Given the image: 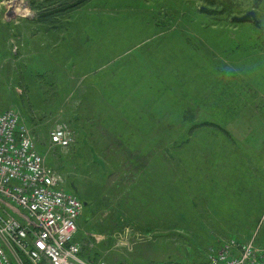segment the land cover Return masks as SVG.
<instances>
[{
  "label": "rangeland",
  "instance_id": "374dc122",
  "mask_svg": "<svg viewBox=\"0 0 264 264\" xmlns=\"http://www.w3.org/2000/svg\"><path fill=\"white\" fill-rule=\"evenodd\" d=\"M1 105L86 205L88 260L264 245V0H0Z\"/></svg>",
  "mask_w": 264,
  "mask_h": 264
},
{
  "label": "built area",
  "instance_id": "2783aa9c",
  "mask_svg": "<svg viewBox=\"0 0 264 264\" xmlns=\"http://www.w3.org/2000/svg\"><path fill=\"white\" fill-rule=\"evenodd\" d=\"M64 127L51 132L59 147L71 144ZM85 204L61 187L45 166L34 137L10 109L0 110V264H111L81 256L75 240ZM145 264H185L165 260ZM205 264H264V246L252 242L224 251Z\"/></svg>",
  "mask_w": 264,
  "mask_h": 264
},
{
  "label": "water",
  "instance_id": "95a60500",
  "mask_svg": "<svg viewBox=\"0 0 264 264\" xmlns=\"http://www.w3.org/2000/svg\"><path fill=\"white\" fill-rule=\"evenodd\" d=\"M253 1H254V6L258 7L260 0H253ZM232 20L239 21V22H248L249 20L257 21L255 10H250L248 11V13H246L243 16H236Z\"/></svg>",
  "mask_w": 264,
  "mask_h": 264
},
{
  "label": "crops",
  "instance_id": "0c3cea01",
  "mask_svg": "<svg viewBox=\"0 0 264 264\" xmlns=\"http://www.w3.org/2000/svg\"><path fill=\"white\" fill-rule=\"evenodd\" d=\"M0 108H1V109H7V107H5V106H3V105H1ZM80 217H81V216H80ZM80 217H79V219H80ZM78 222H79V220H78ZM78 222H77V225H78ZM76 236H77V234H76ZM76 236H75V240L78 241ZM81 256H82L83 258H86V259H92V258H90V256H88L87 254H85V252H84L83 249H82V252H81ZM95 261H97V260H95Z\"/></svg>",
  "mask_w": 264,
  "mask_h": 264
},
{
  "label": "trees",
  "instance_id": "16d2710c",
  "mask_svg": "<svg viewBox=\"0 0 264 264\" xmlns=\"http://www.w3.org/2000/svg\"><path fill=\"white\" fill-rule=\"evenodd\" d=\"M24 261H25V264H29V262L26 259Z\"/></svg>",
  "mask_w": 264,
  "mask_h": 264
},
{
  "label": "bare ground",
  "instance_id": "6f19581e",
  "mask_svg": "<svg viewBox=\"0 0 264 264\" xmlns=\"http://www.w3.org/2000/svg\"><path fill=\"white\" fill-rule=\"evenodd\" d=\"M261 246H264V245H261Z\"/></svg>",
  "mask_w": 264,
  "mask_h": 264
}]
</instances>
